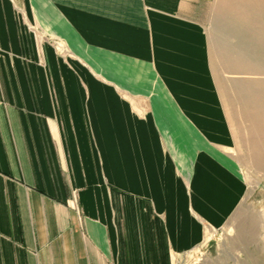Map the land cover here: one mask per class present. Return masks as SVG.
<instances>
[{
  "label": "crops",
  "instance_id": "crops-1",
  "mask_svg": "<svg viewBox=\"0 0 264 264\" xmlns=\"http://www.w3.org/2000/svg\"><path fill=\"white\" fill-rule=\"evenodd\" d=\"M207 1L0 0V264H174L226 224Z\"/></svg>",
  "mask_w": 264,
  "mask_h": 264
},
{
  "label": "rangeland",
  "instance_id": "rangeland-1",
  "mask_svg": "<svg viewBox=\"0 0 264 264\" xmlns=\"http://www.w3.org/2000/svg\"><path fill=\"white\" fill-rule=\"evenodd\" d=\"M260 1L208 0L195 14L206 38L212 81L235 140L234 148L226 152L245 184V194L220 230L208 232L198 249L175 259L174 264H264V128H259L252 115L258 101L255 94L264 96V75L258 70L243 73L235 67L237 31L232 29L240 24L241 9H251L253 19L257 18ZM237 81L252 86L247 98L236 87ZM259 107L262 109L264 103Z\"/></svg>",
  "mask_w": 264,
  "mask_h": 264
},
{
  "label": "bare ground",
  "instance_id": "bare-ground-1",
  "mask_svg": "<svg viewBox=\"0 0 264 264\" xmlns=\"http://www.w3.org/2000/svg\"><path fill=\"white\" fill-rule=\"evenodd\" d=\"M257 6V18L253 19L251 9L248 10L247 8H244L241 9L240 12L242 15L240 24L232 26V29L237 31V33L235 34L236 36L234 37L236 39V46L234 47L238 52V58L236 61H234V64L235 67L237 69H240V71H242L243 73H249V71L255 72L254 70H258V74L261 73L264 75V0H261ZM244 14H246V16ZM226 58V54L223 53V59L226 62L225 64L229 66V61L227 63ZM260 76L262 77V75ZM236 83H238L236 84V87L242 90L247 98L253 90H251L252 86L246 81H237ZM255 95H257L258 101L256 102L254 100L255 105L253 106V109L255 110V112H252V115H254L256 123L263 131L264 107H262L261 109L259 105H261L262 102L264 103V96H261L260 98L258 93ZM249 108L251 107L249 106Z\"/></svg>",
  "mask_w": 264,
  "mask_h": 264
}]
</instances>
